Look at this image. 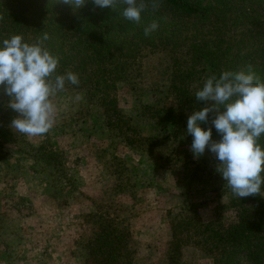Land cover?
I'll use <instances>...</instances> for the list:
<instances>
[{
    "label": "trees",
    "instance_id": "trees-1",
    "mask_svg": "<svg viewBox=\"0 0 264 264\" xmlns=\"http://www.w3.org/2000/svg\"><path fill=\"white\" fill-rule=\"evenodd\" d=\"M73 7L56 0H0V42L21 34L32 43L47 32L50 39L44 43L59 57L57 72L73 71L80 80L79 85L66 84L56 96L80 94L83 105L97 110L104 125L132 147L160 145L157 133L165 122L190 149L188 116L206 104L194 93L210 75L247 71L251 64L264 81V0H162L158 11L142 13L139 25L124 20L119 9L100 8L91 0L75 11ZM153 21L158 28L145 36L144 27ZM147 59L153 62L145 64ZM148 73L162 86L165 99L142 106L141 122L157 130L145 135L119 105L118 93L129 83L137 87ZM8 99L0 95V124L9 130L17 113L5 107ZM213 116L201 127H212V139L218 141ZM259 143L264 146V136ZM46 145H39L37 153L60 169L59 151ZM192 163L193 177L213 186L218 205L207 220L193 208L169 212L166 263L180 264L183 248L193 246L211 264H264V198H235L215 171L218 161L208 149ZM83 247V264H134L130 231L108 216L97 218Z\"/></svg>",
    "mask_w": 264,
    "mask_h": 264
},
{
    "label": "rangeland",
    "instance_id": "rangeland-1",
    "mask_svg": "<svg viewBox=\"0 0 264 264\" xmlns=\"http://www.w3.org/2000/svg\"><path fill=\"white\" fill-rule=\"evenodd\" d=\"M149 76L118 93L119 105L145 135L157 130L141 122L142 106L165 99ZM53 102L55 124L43 136L28 138L0 124V264H83V244L99 216L130 231L134 264H167L169 212L193 208L207 220L218 205L213 186L193 177L197 158L182 134L162 122L160 145L132 147L82 100L55 96ZM41 144L59 151L60 169L40 157ZM180 264L211 260L185 246Z\"/></svg>",
    "mask_w": 264,
    "mask_h": 264
},
{
    "label": "clouds",
    "instance_id": "clouds-1",
    "mask_svg": "<svg viewBox=\"0 0 264 264\" xmlns=\"http://www.w3.org/2000/svg\"><path fill=\"white\" fill-rule=\"evenodd\" d=\"M79 9L89 0H56ZM94 6L119 9V15L137 25L142 13L156 12L162 0H91ZM120 6H123L122 8ZM153 21L144 27L149 36L158 28ZM50 39L47 32L35 42L25 41L21 34H14L0 42V95L6 96L5 107L17 115L9 127L28 138L47 134L54 126L57 106L53 98L65 90L66 84L79 85L77 73L57 72L59 57L45 46ZM197 101L206 102L187 119L186 132L191 134L190 150L194 158L208 149L216 158L215 171L235 198L259 195L264 198V146L259 140L264 136V81L253 71L224 70L217 76L210 75L194 93ZM83 97L77 94L75 101ZM211 102V103H208ZM214 113L211 125L221 139H212V127H201Z\"/></svg>",
    "mask_w": 264,
    "mask_h": 264
}]
</instances>
